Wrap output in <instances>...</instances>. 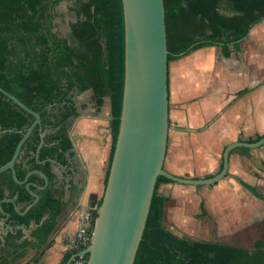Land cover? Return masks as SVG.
I'll use <instances>...</instances> for the list:
<instances>
[{
    "label": "trees",
    "instance_id": "16d2710c",
    "mask_svg": "<svg viewBox=\"0 0 264 264\" xmlns=\"http://www.w3.org/2000/svg\"><path fill=\"white\" fill-rule=\"evenodd\" d=\"M59 1L0 0V86L40 115L14 164L17 178L30 182V189L39 195L38 201L25 210L33 195L24 182L14 180L10 169L0 172V261L23 256L27 247L41 252L50 242L56 217L64 205L63 190L55 187L50 159L67 165L72 155L69 129L70 118L76 115L72 100L75 90L91 88L95 95L109 97V165L114 151L124 84L122 0H72L78 18L71 24V33L78 45H70L51 29L53 7ZM163 3L167 49L172 54L186 52L201 43L230 44L238 51L250 26L264 18V0ZM33 119L32 113L0 91V129H4L0 132V166L11 158L22 131ZM44 129L46 133L38 148ZM260 137L257 134L251 141ZM30 170L42 171L48 179L47 186L43 187L44 179L39 173L27 174ZM106 180L107 175L105 183ZM161 180L171 181L163 175L157 178L133 264H264L260 240L254 244L256 250L250 251L217 241L188 239L165 228L163 206L168 197L157 192ZM240 181L264 198L255 186ZM92 214L95 218L97 210ZM4 218L5 223L1 224ZM6 224L10 225L8 229ZM21 226L30 228L29 236H24ZM70 255L69 251L64 262Z\"/></svg>",
    "mask_w": 264,
    "mask_h": 264
},
{
    "label": "crops",
    "instance_id": "0c3cea01",
    "mask_svg": "<svg viewBox=\"0 0 264 264\" xmlns=\"http://www.w3.org/2000/svg\"><path fill=\"white\" fill-rule=\"evenodd\" d=\"M263 22L264 18L256 23L260 26ZM248 32L250 34L249 30ZM262 51L264 53V46ZM223 66L224 64L220 62L208 60L181 61L174 70L176 87L173 92L168 73L169 128L166 159L174 154V143L178 147L179 144L182 146L185 152L182 156L185 159L196 158L199 159L198 161H203V158H211L212 153L207 152V146H199V148L195 146L198 148L193 147L195 153L188 154L187 151H192L191 141L201 143L205 137L216 134L226 146L237 140L252 142L257 134L264 132V81L255 91L257 68H261L256 67L255 63L239 64V68H236L241 71L239 76L242 82L239 91L244 94L216 115L223 104L220 96L214 92L215 88L210 90L207 79L209 76H214L215 71L222 70ZM229 70L233 68H227L228 73ZM247 70L253 71L252 79ZM72 100L76 110V115L70 118L69 129L72 155L67 165L61 164L65 171L60 165L52 163L55 187L63 190L64 205L56 217V225L49 236L50 242L41 252L38 248L27 247L23 256L15 260L3 259L0 264L66 263L64 258L69 250L65 243L78 228L79 211L90 204L92 197L97 200L103 195L111 145L109 97L96 96L91 88H87L75 90ZM244 147L237 146L230 150L228 171L232 173L229 172L226 178L223 180L221 178L209 187L205 200L204 195L194 187L197 185L183 187L174 185L171 181H162L157 187L158 193L168 197L163 206V226L174 233L177 230L197 236L200 234L201 226L204 225V220H200L198 216L199 209H212L214 201L219 200L221 209H229L227 219H223L229 226V233L226 232L223 236L228 241L223 244L239 246L240 238L234 235L242 229L245 230L246 227H254L264 219V198L258 197L240 181L255 186L264 196V171L261 166L264 162V145L259 148ZM204 148H206L205 154L201 153ZM179 154L178 150L177 155ZM174 164L166 170L178 175L185 172L186 168L183 164ZM219 165L221 166V161ZM187 209L194 211L191 213ZM240 209H247L250 212L248 214L245 212L242 216ZM240 215L242 217L238 219ZM5 228L9 227L5 226ZM26 231L25 235L30 234V228Z\"/></svg>",
    "mask_w": 264,
    "mask_h": 264
},
{
    "label": "water",
    "instance_id": "95a60500",
    "mask_svg": "<svg viewBox=\"0 0 264 264\" xmlns=\"http://www.w3.org/2000/svg\"><path fill=\"white\" fill-rule=\"evenodd\" d=\"M124 16V84L118 133L108 169L101 202L97 207L89 245L87 264H133L145 227L158 176L191 185H208L223 178L228 171L230 150L237 146L258 147L264 144V132L253 142L237 140L223 151L220 169L206 177L182 176L164 168L168 139V49L163 0H122ZM0 91L20 108L34 115L22 131L11 158L0 166V172L10 169L16 182H24L33 195L29 209L39 199L30 189V182L19 180L14 164L33 127L40 121L38 112L0 86ZM0 132H4V129ZM46 130L41 133L38 148ZM37 157V151L35 153ZM63 168L60 162L50 159ZM44 179H48L40 170ZM19 211V207L16 206ZM21 213H24L22 211ZM5 223V218L1 224ZM10 227V225H7ZM23 233H27L26 227ZM24 236H29L26 234ZM70 257L64 264H69Z\"/></svg>",
    "mask_w": 264,
    "mask_h": 264
},
{
    "label": "rangeland",
    "instance_id": "374dc122",
    "mask_svg": "<svg viewBox=\"0 0 264 264\" xmlns=\"http://www.w3.org/2000/svg\"><path fill=\"white\" fill-rule=\"evenodd\" d=\"M74 2L72 0H60L53 7L54 17L52 24V31L60 37H64L68 40L70 45H78V41L73 37L71 33V24L74 23L78 16L74 10ZM223 12L229 13L222 9ZM250 34L246 35V37L242 38L240 41V50L235 51L231 48L230 44H221V43H201L191 48L190 50L183 52L182 54H172L168 53L167 62H168V73H169V84L171 91L173 92L176 85L174 83V70L181 61L191 62V61H213L220 62L224 64L222 70L215 71L214 76H209L207 79V84L210 90L215 88V91L222 101L223 107L216 113L219 115L220 112H223L224 109H227L233 102L239 99V96L244 94L239 91L240 84L242 82L241 76L239 74L241 71L237 70L239 68V64L242 62H247L251 64H257V79H256V90L260 87L262 82L264 81V53L262 51V46H264V22L259 26L256 22L252 24L249 28ZM252 67V66H251ZM227 68H233V70L227 71ZM251 79L253 78V71H246ZM228 73V74H227ZM228 75V76H227ZM169 93V90H168ZM246 93V92H245ZM97 96V95H96ZM169 120V119H168ZM111 138V132H110ZM220 137L218 135H212L211 137H205V139H201L204 143H200V141L190 142L191 149L190 152L187 151L188 154H193L195 151L193 147L197 146H207V152L212 153L211 158H203V161H198L196 158H184L182 155L183 152L182 146L179 144V147L174 143L173 150L174 154L168 156V158H164V168L167 169L171 164H179L184 165L186 168L184 173H181L182 176L188 177H206L214 174L219 170L220 161L222 158L223 147L225 146L224 142H221ZM264 145V144H262ZM258 146L257 148L261 147ZM171 146V143H170ZM111 148V145H110ZM196 148V147H195ZM196 148V149H198ZM256 148V149H257ZM180 151V154L177 155V151ZM206 148L201 151V153L205 154ZM166 155V154H165ZM256 157V156H255ZM257 160V157H256ZM194 161V162H193ZM174 164V165H175ZM262 169L264 171V162L261 164ZM251 168V167H250ZM252 171V170H251ZM230 171H227V174ZM253 172V171H252ZM232 173V172H230ZM227 174L222 178L227 177ZM161 180L158 185L162 182ZM171 183L174 185H181L183 187H193L191 184L179 183L176 181H172ZM217 183V182H216ZM158 187V186H157ZM196 187L198 192H201L204 195V200L206 196V191L209 190L208 185H197ZM158 192V190H157ZM101 198V197H100ZM99 198V199H100ZM95 197L91 198L90 204L85 206L86 208L83 210L93 211L97 210V201L99 200ZM189 212H193L194 209H187ZM199 219L204 220V225L201 226V230H199L200 234L197 236H193L187 234L186 232L176 231L177 234L186 237L188 239H198V240H207V241H217L219 243L227 242L228 239L224 238L226 232L229 233V226L227 224V213L229 209H221L219 200H215L213 203L212 209H199ZM241 215L244 216L245 212L248 214L250 210L240 209ZM225 213V214H224ZM239 216L238 219H241L242 216ZM237 219V220H238ZM163 220V217H162ZM236 220V221H237ZM211 223V224H210ZM207 225V226H206ZM253 226V225H252ZM204 228V229H203ZM225 228V230H224ZM227 229V230H226ZM236 237L240 238L239 246L245 247L250 251L256 250L255 241L261 240L262 246L264 249V219L255 224L254 227L249 228L246 227L245 230H240L236 235Z\"/></svg>",
    "mask_w": 264,
    "mask_h": 264
},
{
    "label": "built area",
    "instance_id": "2783aa9c",
    "mask_svg": "<svg viewBox=\"0 0 264 264\" xmlns=\"http://www.w3.org/2000/svg\"><path fill=\"white\" fill-rule=\"evenodd\" d=\"M78 228L66 241V248L71 252L69 264H87L89 245L95 218L92 211H79Z\"/></svg>",
    "mask_w": 264,
    "mask_h": 264
}]
</instances>
